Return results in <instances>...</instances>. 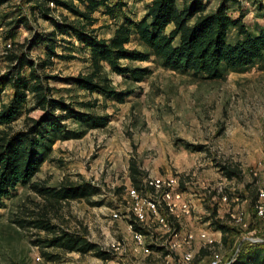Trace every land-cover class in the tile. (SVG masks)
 <instances>
[{"label":"rangeland","instance_id":"1","mask_svg":"<svg viewBox=\"0 0 264 264\" xmlns=\"http://www.w3.org/2000/svg\"><path fill=\"white\" fill-rule=\"evenodd\" d=\"M120 1L123 7L116 11L115 18L105 14L103 8L93 12L96 19L93 28L98 37L109 38L124 14L134 22L139 20L150 2ZM189 1L177 0L176 5L182 9ZM220 1L203 0L205 12L214 11ZM228 3L231 18L240 15L249 34L264 32V0H230ZM33 5L27 0L0 2V75L11 65L6 54L24 50L26 41L34 33L47 34L54 28L52 21L42 17ZM64 16L68 20L72 18L61 8L52 12L53 19L60 21ZM21 17L26 18V23L11 29L8 22ZM189 21L192 23L193 19ZM172 27L173 24L168 26L166 32ZM55 38L58 56L48 57L45 43H39L29 50L28 59L37 64L38 74L55 77L47 79L53 97L64 99L82 112L106 116L107 124L85 129L78 122L66 121L69 129L83 133L56 140L32 181L50 187H58L64 179L83 180L94 185L97 192L90 202L97 203L69 200L61 203L55 217L49 215L57 230L83 235L96 243L106 258L92 252H63L50 247L43 250L54 254L55 260L43 258L37 239L49 237V234L26 222L43 212L45 201L28 185H18L2 199L0 206V264H114L113 257L105 249L113 239L128 235L126 223L112 219L110 210L124 199L126 186L139 188L145 177L167 174L178 175L181 187L195 203L192 229L216 231L213 220L236 229L227 245L217 230L225 256L238 246V257L244 242L253 245L264 242V220L252 217L249 202L264 180V61H257L243 70H227L221 78L211 79L191 72L171 71L154 56L142 61L122 59L123 65L149 69L150 73L139 82L112 72L104 64L103 76L108 77L114 89L126 94L123 102H117L77 87L74 76L88 74L91 70L89 50L73 36ZM236 39L235 30L231 29L228 40ZM7 42L11 47L4 48ZM173 43L177 44L178 38ZM126 47L147 50L137 39ZM45 59L50 63L42 65ZM11 91L6 85L2 92L3 103L10 99ZM90 102L93 103L90 107L80 105ZM30 105L29 98L11 123L13 129L23 126L25 108ZM36 113L31 111L30 115ZM131 162L140 172L137 185L132 180ZM224 168L234 169L239 175L230 179L224 175ZM225 194L226 204L220 201V196ZM215 207L216 215L211 217ZM242 210L253 231L248 235L263 240L242 241L246 232L229 216L230 212ZM208 255L206 251L199 253L200 264H205Z\"/></svg>","mask_w":264,"mask_h":264},{"label":"trees","instance_id":"2","mask_svg":"<svg viewBox=\"0 0 264 264\" xmlns=\"http://www.w3.org/2000/svg\"><path fill=\"white\" fill-rule=\"evenodd\" d=\"M113 1L27 0L34 3L33 8L39 9L42 17L52 21L54 28L47 34L34 33L26 41L24 50L6 54L5 58L11 65L6 73L0 75V206L2 199L8 197L18 185H28L44 199L43 212L37 214V218L27 220L26 224L49 234V237L37 239L41 254L47 260H55V255L43 250L44 247L82 254L92 252L106 258L96 243L79 233L63 229L59 231L51 222V216L57 215L61 203L65 201L78 199L91 204L97 203L90 202L97 192L94 185L83 180L64 179L58 187H50L32 180L56 140L73 138L83 133L69 129L66 121H75L85 129H91L105 126L107 117L82 112L64 99L53 97L47 79L55 77L37 73V64L27 57L29 50L39 43H45L47 56H58L55 51V37H75L84 49L89 50L91 70L88 74L74 76V83L89 93L95 92L117 102H123L126 94L114 89L108 77L103 76L104 64L112 72L127 75L139 82L150 73L149 69L123 65L120 63L122 59L142 61L154 56L171 71L191 72L211 79L221 78L227 70H243L257 61H264V32L249 34L240 15L235 19L231 18L228 13L230 0H221L217 8L209 12H205L203 0H190L182 9L176 5L177 0H150L144 16L134 22L124 14L112 35L103 39L98 37L96 29L93 28L96 19L92 14L103 8L105 14L115 18L116 11L123 6L122 1ZM50 2L54 4L53 8H50ZM55 8L67 11L72 18L68 20L64 16L60 21L53 19L52 12ZM190 19H193L192 23ZM25 20L26 18L21 17L8 22V25L14 29L21 23H26ZM171 24L173 27L166 32ZM231 29L235 30L237 37L233 42L228 40ZM176 38L178 43L174 44ZM133 39H137L147 50L128 49L126 45ZM47 63H50L49 59H45L42 65ZM6 85L11 87L12 94L7 103H3L2 92ZM29 98L31 105L25 108L23 126L13 129L11 123L18 117ZM80 105L90 107L93 103ZM31 111H36V115H30ZM129 168L134 185H137L140 180L137 174L140 172L134 162L130 163ZM224 169V175L230 179L239 175L234 169ZM255 199L256 195L249 201L251 215L259 220L253 208ZM215 215L216 207L212 209L211 217ZM212 224L222 233L223 243L229 244L230 235L236 229L219 220H213ZM241 249L232 264H264V242L258 245L244 242Z\"/></svg>","mask_w":264,"mask_h":264},{"label":"built area","instance_id":"3","mask_svg":"<svg viewBox=\"0 0 264 264\" xmlns=\"http://www.w3.org/2000/svg\"><path fill=\"white\" fill-rule=\"evenodd\" d=\"M49 6L53 8L54 4L50 2ZM5 47H11V43L7 42ZM262 185L257 190L253 208L256 217L264 220V180ZM125 189L124 199L110 210L112 219L126 223L129 234L113 239L105 249L115 259V264H135L136 258L141 261L148 256L160 258L159 264H200L201 251L209 253L205 264H232L235 261L239 247L225 256L221 251L219 230L192 229L195 203L181 187L177 174L147 176L139 188L128 185ZM220 201L228 203L227 195H221ZM245 215L244 210L229 214L236 226L246 232L242 241L263 240L248 235L253 231H250Z\"/></svg>","mask_w":264,"mask_h":264},{"label":"crops","instance_id":"4","mask_svg":"<svg viewBox=\"0 0 264 264\" xmlns=\"http://www.w3.org/2000/svg\"><path fill=\"white\" fill-rule=\"evenodd\" d=\"M125 232L129 236L128 232L127 231H125ZM113 260H114V264H115V259H113ZM134 263L135 264H159L160 258H157L156 256H148V257H144L141 261L136 258Z\"/></svg>","mask_w":264,"mask_h":264}]
</instances>
